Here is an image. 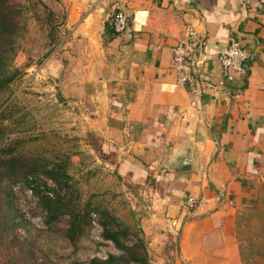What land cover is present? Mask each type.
<instances>
[{"label":"crops","instance_id":"1","mask_svg":"<svg viewBox=\"0 0 264 264\" xmlns=\"http://www.w3.org/2000/svg\"><path fill=\"white\" fill-rule=\"evenodd\" d=\"M73 1L72 40L87 45L88 63L62 64L52 78L47 68L64 58L58 54L43 65L42 80L51 81L43 92L52 93L65 77H77L72 120L82 152L129 191L147 237L177 236L174 264H244L238 218L264 196V0ZM121 9L133 14L116 35L111 21ZM180 42L195 50L186 86L171 67ZM235 43L248 56L258 53L238 74L218 62ZM191 143L197 171L164 167ZM190 198L198 201L194 209Z\"/></svg>","mask_w":264,"mask_h":264},{"label":"rangeland","instance_id":"2","mask_svg":"<svg viewBox=\"0 0 264 264\" xmlns=\"http://www.w3.org/2000/svg\"><path fill=\"white\" fill-rule=\"evenodd\" d=\"M10 1L18 25L14 28L16 36L12 39V51L8 53L11 56L7 76L14 80L0 93V158L5 157L7 151H14L13 154L27 159L38 157L47 161L66 162L74 185L68 197L73 194L71 197H78V205L82 208L89 204L100 211L107 210L124 228L135 227L136 219L127 197L129 191L117 186L112 174L96 170L93 154L82 152L84 149L78 143L72 120L79 113L75 103L80 98L74 92L78 90L77 77H65L60 91L43 92L44 88L51 85L50 80L48 84H43L46 82L42 80L43 65L49 59L58 54L64 57L57 63L52 62L47 68L52 78L61 75H58V69L62 64L65 70H71L88 63V60L83 59L88 58L83 53L87 45L73 43L72 40L75 25L69 22V18L74 1ZM14 52L16 54L12 55ZM66 52L69 55L63 56ZM82 79L88 82L92 77L84 75ZM12 188L15 208L26 226L16 229L14 234L18 236V243L15 245L13 242L11 245L13 232L0 230V264H89L93 259L105 260L110 255H120L112 243L103 239L97 215L93 214L96 222L72 244L67 237V219L63 218L58 224L48 226L46 214L39 206L35 192L24 183H17ZM1 199L0 195V211H5L7 206ZM242 215L250 218L237 231L248 254L246 263L264 264V196L255 210L250 209ZM141 231L152 264L176 262L177 236L163 234L164 240L155 242L154 238L160 232L153 235L150 231L147 237Z\"/></svg>","mask_w":264,"mask_h":264},{"label":"trees","instance_id":"3","mask_svg":"<svg viewBox=\"0 0 264 264\" xmlns=\"http://www.w3.org/2000/svg\"><path fill=\"white\" fill-rule=\"evenodd\" d=\"M16 16L11 1L0 0V93L4 92L14 80L7 76V67L11 56L8 53L12 51V39L16 36L14 28L18 25ZM130 24L131 21L128 27ZM15 54L14 52L12 55ZM13 153L14 151H7L5 157L0 158V195L1 201L7 206V210L0 211V230L13 232L11 245L18 243V236L14 234L16 229L26 226L15 208L12 187L17 183H24L35 192L38 204L46 214L48 226L58 224L63 218L67 219V237L72 244L82 237L92 223L96 222L93 220V214L97 215L98 225L103 230V239L112 243L120 251V255H110L105 260L93 259L89 264H152L146 240L137 225L133 228H124L107 210L100 211L89 204L82 208L78 205V197L77 199L71 197L74 194L68 197L74 190V185L66 162L47 161L38 157L27 159ZM245 217L239 216L238 228L250 219ZM240 248L242 260L247 264V251L242 244Z\"/></svg>","mask_w":264,"mask_h":264},{"label":"built area","instance_id":"4","mask_svg":"<svg viewBox=\"0 0 264 264\" xmlns=\"http://www.w3.org/2000/svg\"><path fill=\"white\" fill-rule=\"evenodd\" d=\"M258 0H247V5L250 6L256 3ZM129 21L126 20L121 12H115L112 17V26L114 33L120 35L126 32ZM194 48L184 42L178 43L173 49V56L171 61V67L175 72L178 82L181 86H186L191 80V70L188 65V57L191 53H194ZM247 52L241 47L239 43H235L232 47L223 51L218 62L224 71H233L238 74L243 71L242 65L247 59ZM28 84L30 82L28 81ZM198 204V201L194 198H190L187 201V207L194 209Z\"/></svg>","mask_w":264,"mask_h":264},{"label":"water","instance_id":"5","mask_svg":"<svg viewBox=\"0 0 264 264\" xmlns=\"http://www.w3.org/2000/svg\"><path fill=\"white\" fill-rule=\"evenodd\" d=\"M121 13L124 15L126 20L130 21L132 17V11L121 9ZM258 60V53L254 52L250 54L247 59L244 61L242 65L243 70H247L249 65L255 61ZM169 157L166 162L164 163V167L168 169L171 172H179L182 171L184 168H189L191 171H197L198 169V162H197V155L195 146L193 143H191L190 146L183 149L179 154H177L175 157L171 158ZM263 182H264V176H263ZM135 219L136 216L134 215ZM136 225L139 227L140 224L136 220Z\"/></svg>","mask_w":264,"mask_h":264}]
</instances>
